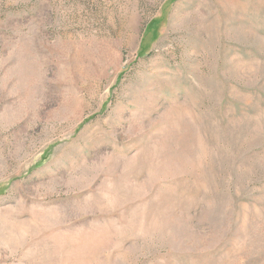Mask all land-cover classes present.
<instances>
[{
  "label": "rangeland",
  "instance_id": "obj_1",
  "mask_svg": "<svg viewBox=\"0 0 264 264\" xmlns=\"http://www.w3.org/2000/svg\"><path fill=\"white\" fill-rule=\"evenodd\" d=\"M0 264H264V0H0Z\"/></svg>",
  "mask_w": 264,
  "mask_h": 264
}]
</instances>
